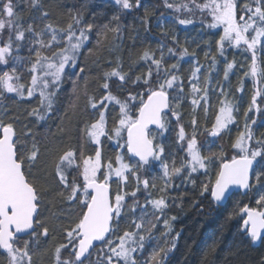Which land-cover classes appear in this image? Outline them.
Listing matches in <instances>:
<instances>
[{"label":"snow or ice","instance_id":"snow-or-ice-1","mask_svg":"<svg viewBox=\"0 0 264 264\" xmlns=\"http://www.w3.org/2000/svg\"><path fill=\"white\" fill-rule=\"evenodd\" d=\"M20 2L0 0V65L9 66L0 72V99L5 94H15L22 100L36 98V107L28 115L45 121L53 115L66 79L75 77L74 92L80 87L78 73H84L85 68L79 62L86 49L91 52L88 44L94 24L83 23L80 16L72 15L66 26L49 22L39 30L31 23L25 27L18 11ZM113 2L129 11L142 6L141 0ZM163 5L172 10L179 25H191L199 19L209 30L222 29V34L216 33L219 38L215 51L224 61V81L229 80L237 66L235 59L228 61L225 56L227 49H242L250 54L251 62L243 76L252 79L255 91L243 113V128L230 143L234 154L229 156L223 146L219 152L211 151L216 138L230 135L239 111L223 84L215 81L212 87L217 56L206 52L207 65L196 61L187 79L186 94L179 61L189 55L194 57L195 53H189L178 41V52L168 47L165 53L161 46L157 55L145 48L138 61L144 62L146 71L139 74L130 75L119 63L102 71L97 79L102 90L99 97L89 94L87 79L84 80L83 95L96 118L86 123L79 146H65L43 161L60 186L57 195L69 205V213L75 209L74 214L65 217L67 223L52 224L43 213L46 189L34 171L43 154L31 130L18 131L14 118L6 120L0 116V250L6 254L7 264H34L33 256L41 239H55L57 232L62 242L51 250L53 264H138L137 254L143 252L146 244L161 239L154 235L159 224L166 229L162 233L164 246L154 248L141 264H165L180 237L171 223L177 217L169 216L168 210L172 206L182 208L184 197L183 193L169 195V191L177 187L176 178L197 187L196 174L207 176L213 165L216 170L206 182H201L199 195L207 193L217 206H224L239 190H244L246 196L258 185L256 206L237 205L228 219L241 216V232L249 243L264 244V135L255 136L252 125L256 119L248 116L249 112L260 113L257 100L264 97V0H163ZM29 7L42 10L41 0H29ZM48 16L47 11H42V18ZM112 20L118 22L120 16H113ZM144 22L147 23V11ZM120 31L119 23L104 24L99 34L105 39L109 33L118 38ZM22 47L27 49V57L18 55ZM166 55L177 57V63H166ZM112 84L127 94L114 93ZM129 84L135 90L128 91ZM243 90L242 86L237 89ZM210 92L216 97L215 105L209 103ZM185 98H190L191 131L180 123L179 108ZM109 105L118 108L111 124ZM197 109L203 113V123L197 119ZM173 121L175 127L171 131L183 156L165 155L163 139ZM201 136L206 139H199ZM105 139L114 141L120 149L114 156L105 155ZM157 162L163 178L159 188L155 178L151 183L148 178ZM130 179L134 186L129 191ZM152 189L160 194L154 197ZM142 190L143 204L137 195ZM198 203L194 201L193 206ZM125 215L133 230L118 234ZM258 264H264V257Z\"/></svg>","mask_w":264,"mask_h":264},{"label":"trees","instance_id":"trees-1","mask_svg":"<svg viewBox=\"0 0 264 264\" xmlns=\"http://www.w3.org/2000/svg\"><path fill=\"white\" fill-rule=\"evenodd\" d=\"M41 3L42 10H38L29 7V0H21L18 11L22 18L21 22L25 27L31 23L39 30L44 27L45 23L49 22L53 25L66 26L72 15L80 16L83 23L94 24L92 38L88 44L91 52L86 49L82 53L79 62V65L85 68L84 73H78L81 77L80 87L75 92L73 91L72 81L75 79L74 76L65 80L58 93L55 111L50 118L45 121H38L35 117L28 115L31 109L36 107V98L22 100L16 97L15 94H5L0 99V116H3L6 120L14 118L18 131L31 130L32 136H34L41 149L43 155L41 163L38 164L41 169L37 174L35 172V175L46 189L43 213L45 216L48 215L50 223H67L65 217L75 213V209H72V212L69 213V205L57 195L61 190L60 186L54 175L51 174V170L44 167L43 161L54 156L56 152L65 146H79L83 138L82 130L86 123L96 118L95 111L87 107L83 95L84 80L87 79L89 94L99 97L102 90L98 86L97 79L101 76L102 71L110 70L118 63L122 64L123 70L129 72L130 75L146 71L144 62L138 61L140 53L145 48H151L156 51L157 55H159L161 46L164 47L165 53L168 47L176 48L178 52L180 50L176 43L178 41L180 45L189 49V53H195L194 57L189 55L179 61L180 75L185 81L184 91L186 94L189 92L187 79L196 61L198 60L200 64L207 65L209 61H206L204 54L208 52L210 55H216L218 63L216 70L212 72L214 81L212 87H215V81H219L230 91L231 97L239 109L235 113L237 122L233 125L235 126L233 134L236 136L238 130L243 128V113L249 107L251 97L255 91L252 79L243 76L247 64L251 62L250 54L242 51V49H227L225 56L228 61L235 59L237 66L229 74V80L224 81L222 71L224 61L215 51V41L219 38L216 33L222 34V29L209 30L200 24L199 19L191 25H179L175 22V15L172 10L164 7L163 0H141L142 6L133 8L130 11L122 10L113 0H41ZM42 11H47L49 16L42 18ZM146 11L147 23L144 22ZM116 15L120 16L118 22L112 20V17ZM182 18L186 17L182 16ZM116 23L121 26L118 38L112 33L108 34L107 39L99 34V29L104 24L114 25ZM173 36H175V41ZM98 40L99 43H97ZM18 55L27 57L29 53L26 48L22 47ZM177 60V57L166 55V63L168 64L177 63ZM8 68L9 66L0 65V72L6 71ZM201 71L203 72L204 69H201ZM23 76L27 79L28 74L25 72ZM115 80L116 78H113V81ZM241 86L244 90L242 92L237 91ZM112 90L122 96L127 94V91L118 89L115 84H112ZM127 90L133 91L135 89L129 84ZM209 96V103L215 105L216 97L212 96L211 92ZM262 101H264V97L257 100V103L261 106L259 114L248 113L249 117L256 119V124L252 125V130L258 138L264 135V102ZM109 109V123L111 124V117L117 115L118 108L109 105ZM179 111L181 113L180 122L191 131L189 126L191 119L190 98H185L181 102ZM197 112L199 113L197 116L198 121L203 123V113L199 109H197ZM235 136H232L233 140ZM174 139L175 135L172 136V140ZM173 145H176L174 141L171 147ZM90 149L91 146H89ZM103 151L106 156H114L120 149L114 141L105 139L103 141ZM174 153L176 154L178 151ZM129 185L130 191L131 187L134 186L131 179ZM151 191L154 197L159 195L155 189ZM172 193L169 192V194ZM137 195L140 203L143 204L145 195L143 190ZM176 195L178 194H173V196ZM257 197L253 196L252 198L257 199ZM188 199V196L183 198L182 208L172 206L168 210L169 216L174 215L177 217L171 223L174 232H179L180 237L176 248L169 253L165 264H258L259 260L264 257V244H250L248 237L242 234V217L236 215L228 219L237 205L242 206L250 203L249 195L244 197L238 195L226 207L219 209L217 212L212 211L210 214L200 210L202 204L199 205V208H195L192 205V200L190 205L184 202ZM124 230H133L127 215H125L120 227L117 229L118 234H122ZM164 231L166 229L163 228L162 224L157 225L154 235H160L161 239L146 244L143 252L137 254L138 264L147 260L154 248L164 246L162 237ZM170 239L171 237H169ZM59 242H62V236L58 232L55 234V239L47 241L41 239L39 247L35 249L36 255H39L40 252L43 253L41 256L45 254L53 264L51 250ZM213 245L215 246L214 250L209 252L210 247ZM93 258L95 259V257ZM33 260L36 264L35 255ZM0 264H7L6 254L2 250H0Z\"/></svg>","mask_w":264,"mask_h":264},{"label":"flooded vegetation","instance_id":"flooded-vegetation-1","mask_svg":"<svg viewBox=\"0 0 264 264\" xmlns=\"http://www.w3.org/2000/svg\"><path fill=\"white\" fill-rule=\"evenodd\" d=\"M172 127H175V121H173V124L170 125V131H169V133L165 134V138L163 139V142L165 144V155L167 156V155H169V153H174L175 151H178V153H176V154L178 156H183L184 153L180 151V149L177 147V145H173V147H171L172 142L173 141L175 142V139L172 140V136L175 135V133L171 131ZM231 128H232V131L230 133L231 136L230 135L224 136L223 139L216 138V142H215V144L212 145L211 151L219 152L221 150V146H223V149L226 151V153L229 156L234 154L235 150L230 148V143L233 140V137L235 136L233 134V132H234L233 130H234L235 126L232 125ZM185 129H186V131H190L186 127H185ZM153 133L157 134V130L153 129ZM198 138L201 140L206 139V137H202V136L198 137ZM157 139L158 140L160 139L158 134H157ZM230 139H231V141H230ZM209 143H211V141H209ZM215 170H216V166L213 165L210 168V171L207 174V176L203 175V174H196L198 176V179H197V187H195V188L192 185L188 184L186 181L182 183L179 178H176L174 182L177 185V187L175 189H170V191L173 193L169 194V195H173V194L179 195L180 193H183L184 194L183 198H187V196L189 197L190 201H189V199L187 201H184V202H187L189 205L191 204V200L194 202L193 199H195L196 201H199V203L194 206L195 208H199V205L202 204L203 206H200L201 211H205L206 213H209V214L212 211L213 212L219 211V209H222V208L226 207L227 205L217 206L215 204V202L213 201V199L210 197V195L207 193H205L204 196L199 195V185L201 184V182H206L209 177H212ZM148 178L151 180L150 183L153 181V178H155V183L157 185V188L162 186V184H163L162 169H160V167L158 166V162L154 166H152L151 169L149 170ZM258 188H259V186L253 187L252 190L249 191L247 194L250 196V203L247 204V205H250V207L256 206L255 205L256 199H253L252 197L258 195V192H257ZM156 192L158 194L157 190H156ZM261 194H264V193H261ZM238 195H241L243 197L245 196V195H243V193L241 191H238L236 193V195L232 198V200L234 198H237ZM25 238H27V237H25Z\"/></svg>","mask_w":264,"mask_h":264},{"label":"rangeland","instance_id":"rangeland-1","mask_svg":"<svg viewBox=\"0 0 264 264\" xmlns=\"http://www.w3.org/2000/svg\"><path fill=\"white\" fill-rule=\"evenodd\" d=\"M40 169H41V167L37 164V166L35 168L36 174H37L38 171H40ZM256 196H258V195H256ZM47 213H48V211H47ZM46 216H48V215H46ZM51 242H52V240H51ZM42 254L43 253L40 252L39 255H35V257H36V264H51L50 259L45 254L43 256H41Z\"/></svg>","mask_w":264,"mask_h":264},{"label":"water","instance_id":"water-1","mask_svg":"<svg viewBox=\"0 0 264 264\" xmlns=\"http://www.w3.org/2000/svg\"><path fill=\"white\" fill-rule=\"evenodd\" d=\"M153 129H155V126H153ZM239 191H241L242 193L244 192V190H239ZM249 207H250V205H248ZM259 242H257V244H258ZM260 244V243H259Z\"/></svg>","mask_w":264,"mask_h":264}]
</instances>
